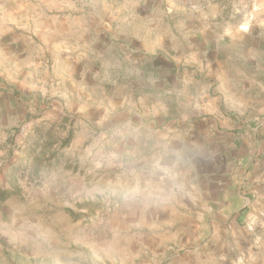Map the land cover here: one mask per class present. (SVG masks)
<instances>
[{
	"label": "rangeland",
	"instance_id": "374dc122",
	"mask_svg": "<svg viewBox=\"0 0 264 264\" xmlns=\"http://www.w3.org/2000/svg\"><path fill=\"white\" fill-rule=\"evenodd\" d=\"M58 1L74 8L43 14L75 18L55 19L58 48L49 32L0 48V264H264V0H155L159 69L119 76L155 83L137 99L112 57L81 48L100 0Z\"/></svg>",
	"mask_w": 264,
	"mask_h": 264
},
{
	"label": "crops",
	"instance_id": "0c3cea01",
	"mask_svg": "<svg viewBox=\"0 0 264 264\" xmlns=\"http://www.w3.org/2000/svg\"><path fill=\"white\" fill-rule=\"evenodd\" d=\"M157 2L159 1L157 0ZM157 2H155V0H100L98 2V9L99 11H101L102 14L107 15L105 19L109 20L110 22L108 23L106 20L98 19L97 21L99 26L96 31H94L93 28H89L86 29L83 33V40L85 39V42L83 43L81 48H84L87 53L96 52L100 55L104 54V56L101 58L102 61H104L107 56L112 57L113 60H109L108 58V62L110 61L113 63L112 67L116 69V71H123H121L122 73H119L118 79H114L115 81L113 80L112 82H114V85L129 84L131 86H136L137 88L132 90V92H130L129 90L130 94H132L133 92H140L139 94H136V99L141 98L140 96L151 93V91H149V88H146L143 84L145 83L146 85H150L151 80L148 78L147 73L146 76L145 74H142V76L140 77H134L132 75L130 76V79L128 81L125 80L126 77L119 78V76H122V74L123 76H125L126 74L124 72L128 69L134 71L139 69L145 71V69L147 70V68L152 70L159 69V64H156V62L160 58H162V48H160L161 46H163L162 42L159 40L157 43V47L149 43V31L151 30V24L149 22H151V17H153L150 11L153 7V4H157ZM46 3L53 4L54 9L57 8L60 10H64V7H67L68 11L69 8H74L73 2L67 3L63 1L60 2L58 0H0V48L4 50L9 48H31V46H33V48H36L37 45L35 40L43 32H49L51 42L52 40L54 41V43L50 45V47L58 48L59 44L56 40V36L59 25L56 24L55 19H57V21L61 19L62 25H64L65 23V26L68 29L69 27H72L71 23L69 22H71L75 18L71 16L69 17L67 15V11L65 14L58 13V15L54 17L55 19H52L48 15H44L43 12L47 11V9L50 8V6L46 7ZM125 4L132 5L134 6V8H131L130 11L127 10L126 12H122V5ZM92 5L94 4H88L87 8L86 14L88 22L90 21V19H94L90 15V11L93 12L94 6ZM148 6L149 9L147 12L144 9ZM171 11L172 10L169 8L168 13L165 14V20L168 22L177 18V16L180 17L179 13L171 14ZM93 15L95 14H92V16ZM82 16L86 21V17H84L83 14ZM102 21H105V23H103ZM135 21L140 22V24L138 25L139 33H134V27L132 25L135 23ZM52 22L54 24H52ZM100 22H102L103 24H99ZM119 25L125 26V31L122 30L118 32L116 29ZM130 27L132 28V30ZM155 53H158V59H155V62L153 64L154 66H152L153 61L150 60V58H153L152 54ZM104 65L105 67H107V63L103 64V67ZM157 83L163 85L165 84V86L171 85V81L169 79H167V81L162 79L161 74H159ZM189 83L190 82L188 80H182L181 85H189ZM151 84L155 83L151 82ZM199 84H196V81L193 83V85ZM138 88H140L141 90H137ZM187 89L184 91V95L186 96V98H190V94L188 93ZM154 93L155 92H153V94ZM168 93L171 94V92ZM206 96L208 95H205V97ZM196 97L197 99H194L197 100L196 102H200L203 100L201 92L197 94ZM196 105H198V103ZM212 105L213 104H211V106ZM199 106H201V103H199ZM210 111H212V109L209 110V112L207 113H201V109L196 110L192 113L191 117H195V114L200 117L207 115L211 116L212 114ZM159 125L160 126H158V128L160 129L162 125ZM152 127L155 128L154 124ZM166 128L170 133L172 126L165 125L163 129ZM198 128H200V126L192 125L190 127H187L186 125H184L182 128L183 130L180 129L179 131L185 132L186 134L188 132H194ZM167 139H169V136ZM167 142L168 141H166L165 144L168 145V148L170 149L171 147L169 144H171V142ZM246 207L247 206H244L242 209L239 210V212H241V210Z\"/></svg>",
	"mask_w": 264,
	"mask_h": 264
},
{
	"label": "trees",
	"instance_id": "16d2710c",
	"mask_svg": "<svg viewBox=\"0 0 264 264\" xmlns=\"http://www.w3.org/2000/svg\"><path fill=\"white\" fill-rule=\"evenodd\" d=\"M71 139L72 138L69 137L67 140H65L64 141V145L68 146L70 144ZM53 157L54 156L46 157V161H44V158H37V159H35L34 172L36 174H40L45 167L51 168L52 167V159H53ZM11 196H12V191L10 192L9 190H0V201L4 202L7 199H9ZM247 211H248V209L246 207L243 210H241V212H239V214L241 216L245 217L247 215Z\"/></svg>",
	"mask_w": 264,
	"mask_h": 264
},
{
	"label": "clouds",
	"instance_id": "9594fccd",
	"mask_svg": "<svg viewBox=\"0 0 264 264\" xmlns=\"http://www.w3.org/2000/svg\"><path fill=\"white\" fill-rule=\"evenodd\" d=\"M141 192H142L141 189L136 188V189L133 190L132 194H133V195H139V194H141Z\"/></svg>",
	"mask_w": 264,
	"mask_h": 264
}]
</instances>
